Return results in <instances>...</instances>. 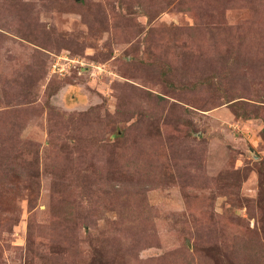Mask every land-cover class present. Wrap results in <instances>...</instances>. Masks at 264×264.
Here are the masks:
<instances>
[{
    "label": "rangeland",
    "instance_id": "rangeland-1",
    "mask_svg": "<svg viewBox=\"0 0 264 264\" xmlns=\"http://www.w3.org/2000/svg\"><path fill=\"white\" fill-rule=\"evenodd\" d=\"M0 264H264V0H0Z\"/></svg>",
    "mask_w": 264,
    "mask_h": 264
}]
</instances>
